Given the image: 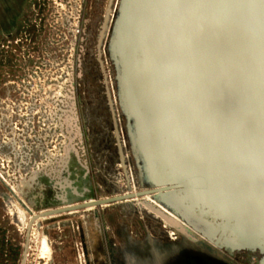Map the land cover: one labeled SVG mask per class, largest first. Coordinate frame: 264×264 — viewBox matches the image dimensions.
Returning <instances> with one entry per match:
<instances>
[{
    "label": "water",
    "instance_id": "water-1",
    "mask_svg": "<svg viewBox=\"0 0 264 264\" xmlns=\"http://www.w3.org/2000/svg\"><path fill=\"white\" fill-rule=\"evenodd\" d=\"M108 50L144 188L73 209L152 196L218 258L259 252L264 264V0H120Z\"/></svg>",
    "mask_w": 264,
    "mask_h": 264
},
{
    "label": "rangeland",
    "instance_id": "rangeland-1",
    "mask_svg": "<svg viewBox=\"0 0 264 264\" xmlns=\"http://www.w3.org/2000/svg\"><path fill=\"white\" fill-rule=\"evenodd\" d=\"M119 3L0 0V174L5 179H0V227L14 229L13 264L20 260L27 217L23 203L35 214L27 200L38 205L44 189L49 190L44 175L57 174L68 154L87 168L78 169L73 179L77 187L92 192L94 198L87 201L144 188L129 148L108 54ZM106 17L108 26L98 47ZM114 119L119 137L114 134ZM83 172L87 175L84 183ZM13 189L23 202L13 198ZM96 214L98 219H93L92 212L81 211L65 217L61 247L56 229L60 219L38 223L27 264H85L81 247L72 242L77 236L71 222L82 228L87 223L85 249L94 254L95 264H258L260 260L261 255L251 251H220L226 260L218 258L166 224V214L144 201L96 208ZM12 219L14 228L9 226ZM98 222L110 245L107 261L102 258ZM1 256L0 264H10Z\"/></svg>",
    "mask_w": 264,
    "mask_h": 264
},
{
    "label": "flooded vegetation",
    "instance_id": "flooded-vegetation-1",
    "mask_svg": "<svg viewBox=\"0 0 264 264\" xmlns=\"http://www.w3.org/2000/svg\"><path fill=\"white\" fill-rule=\"evenodd\" d=\"M78 169H86L85 171H87V168L84 167L81 163H79L78 158L76 156H72L70 154H68V156L65 158V160L60 164L59 166V170L57 171V174H53L51 176L48 175H44V177L47 178L48 182H49V190H45L44 192L45 195L43 194V196H41L40 201L38 202V205H33L30 203L29 200L28 203L34 207L36 209L35 213H39V212H44L45 215L47 217L50 216H54V218L49 219L47 221H51L52 220H56V219H60L58 226H56V229H58V246L61 247V245H63V234H62V228L61 225H64L62 222L65 217H71L73 215H77L80 211L85 213L84 210L85 209H79L76 210V214L73 215H68L67 214L70 212L69 210H64L67 208H71L72 206H75L77 204H83V202L85 203L87 201L88 198L93 197L92 192L88 189H81L80 187L76 186V183H74L73 179L75 178L74 174L77 172ZM86 172H83V175L81 176V181L82 183L86 182V178L87 175L85 174ZM94 198V197H93ZM93 201V200H91ZM89 202V201H87ZM91 203V202H90ZM23 208H24V213H26L27 217L24 218V223H23V232H22V244H21V251H20V260H19V264L21 262L22 259V255L24 252V246L26 243V234H27V229L31 220V216H35L36 219L35 221H37L39 219L38 216H36L35 214H33V210L30 209L26 204H23ZM95 208H100V207H95ZM61 211L58 212V214L53 213L54 211ZM64 210V211H63ZM32 211V212H31ZM95 211V212H94ZM92 212V217L93 219H98V216L96 214V209ZM28 212V213H27ZM30 214V215H29ZM43 215V214H40ZM29 219V220H28ZM28 220V221H27ZM35 221L32 223L31 227L35 224ZM25 222H26V226H25ZM28 223V224H27ZM56 224V223H55ZM106 224L105 219H103V225ZM13 226L14 228V221L13 219L11 220V222L9 223V226ZM87 223H85V228L79 227L78 223H76V226L71 222V226L72 228H75L76 232L74 231L75 235L77 236L76 239L74 238V241H72L73 243H75L76 247L77 245H79L81 247V251H82V258L84 260L85 264H95V256L94 254H89L87 248L85 249V245L88 244V242H86L84 239L85 235V231L88 232V228H87ZM1 226V225H0ZM37 226V224L35 225V227ZM31 227L29 229V238H28V245H27V250H26V259H25V264H27L28 261V256H29V251H30V245L32 242V238H31ZM55 228V225L53 226ZM26 228V229H25ZM98 228H99V233H100V240H101V248L103 251V259H105V261H107L108 259H110V250H109V242L104 240V237L101 234V224L98 222ZM47 229L49 230V228L47 227ZM103 229V228H102ZM105 231H106V227H104ZM88 235V233H87ZM83 237V238H82ZM87 239H89L87 237ZM46 240V239H45ZM67 240V239H66ZM78 240L80 241V243L78 242ZM107 242V243H106ZM15 243V238H14V229H5V228H1L0 227V246L4 248H2V252H4V255L6 256V262L13 264V259H14V245ZM46 243H49V240H46ZM57 243V242H56ZM79 243V244H77ZM51 244V242H50ZM50 244L48 245L50 247ZM106 248V249H105ZM1 249V248H0ZM61 252V248L58 249ZM99 253H101L100 251H98ZM259 253V252H258ZM1 256V257H4ZM260 255V253H259ZM62 258V255H58V259ZM261 258V256H260ZM52 260V259H51ZM58 260V263H61V261ZM53 261V260H52ZM99 262H101V259H98ZM105 264H107V262H105Z\"/></svg>",
    "mask_w": 264,
    "mask_h": 264
},
{
    "label": "bare ground",
    "instance_id": "bare-ground-1",
    "mask_svg": "<svg viewBox=\"0 0 264 264\" xmlns=\"http://www.w3.org/2000/svg\"><path fill=\"white\" fill-rule=\"evenodd\" d=\"M134 185V184H133ZM136 193H138V192H136V190L134 189V190H132V191H130V192H128V193H124L123 195H128V194H132V195H135ZM11 194H13L14 196H13V198L15 197V196H17V198H19L20 199V201H22L21 200V198H20V196L18 195V193L16 192V190L15 189H13V191H11ZM8 195V194H7ZM15 199V198H14ZM105 199V198H104ZM141 201H144V202H147V203H149V204H151V205H153V206H155L156 208H159L162 212H164L165 214H166V216H165V218L166 219H168V220H175L176 222H178L179 224H181V225H179V226H181L182 228H185L186 230H188L191 234H193L198 240H200V241H206L202 236H200L199 234H197L194 230H192L191 228H189L180 218H178L175 214H173L172 212H170L169 210H167L166 208H164V207H162L161 206V204H159L156 200H154V197H152V196H144V197H141V198H138V197H136V198H134V199H131V200H127V201H124L125 203H129V202H138V203H140ZM17 202V201H16ZM23 202V201H22ZM90 202H92V201H89L88 203H90ZM21 203V202H20ZM24 204V203H23ZM109 205H104V206H102V207H108ZM21 207V206H20ZM85 210V212H93L96 208L94 207V206H88V207H86V208H84ZM26 211V210H25ZM24 211V212H25ZM69 213L67 214V216L68 215H73V214H76V210L75 209H73V207L72 208H70L69 209ZM32 212V211H31ZM95 212V211H94ZM28 213V212H27ZM34 214V213H33ZM40 214H43V215H40ZM30 215V214H29ZM35 215L36 216H38L39 217V219L37 220V221H35V224L31 227V238L33 239V235H34V228H35V225L36 224H38V223H40V222H45V221H47V220H49V219H52V218H54L55 217V215L54 216H50V217H47V216H44L45 215V213L44 212H39V213H35ZM32 217V216H31ZM29 220V219H28ZM27 220V221H28ZM166 221V224H169V222L167 221V220H165ZM28 224V223H27ZM25 226H26V222H25ZM26 229V228H25ZM174 230H176V228H174ZM22 233V232H21ZM40 233V232H39ZM172 234H173V236H176L175 234H176V232L175 231H172ZM31 239V240H32Z\"/></svg>",
    "mask_w": 264,
    "mask_h": 264
},
{
    "label": "snow or ice",
    "instance_id": "snow-or-ice-1",
    "mask_svg": "<svg viewBox=\"0 0 264 264\" xmlns=\"http://www.w3.org/2000/svg\"><path fill=\"white\" fill-rule=\"evenodd\" d=\"M158 7H177V8H188V7H206L207 5H191L185 3H162L157 5Z\"/></svg>",
    "mask_w": 264,
    "mask_h": 264
},
{
    "label": "built area",
    "instance_id": "built-area-1",
    "mask_svg": "<svg viewBox=\"0 0 264 264\" xmlns=\"http://www.w3.org/2000/svg\"><path fill=\"white\" fill-rule=\"evenodd\" d=\"M119 137V136H118ZM124 141V140H123ZM0 179L3 181V182H5V179H4V177L0 174ZM227 257H230L229 255H226Z\"/></svg>",
    "mask_w": 264,
    "mask_h": 264
}]
</instances>
